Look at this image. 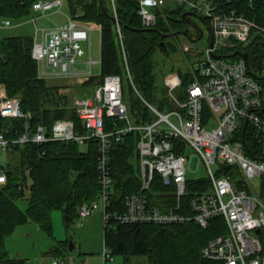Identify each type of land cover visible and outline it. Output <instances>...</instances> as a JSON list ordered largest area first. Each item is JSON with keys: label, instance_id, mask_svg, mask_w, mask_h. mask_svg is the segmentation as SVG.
Masks as SVG:
<instances>
[{"label": "built area", "instance_id": "1", "mask_svg": "<svg viewBox=\"0 0 264 264\" xmlns=\"http://www.w3.org/2000/svg\"><path fill=\"white\" fill-rule=\"evenodd\" d=\"M112 1L117 20L115 0ZM139 15L145 26L156 23L155 7L169 0H138ZM190 6L200 17L210 20L213 43L207 47V58L193 69L184 98L177 97L174 90L182 86L178 71L165 77L167 93L172 106L162 110L145 100L153 119L137 124L130 116L124 100L123 79L119 74H108L103 83L95 87L94 96L74 99L72 107L82 119L87 132L76 129L72 119H57L51 133L43 125L26 129L16 139H10L0 131V152H8L15 143L47 141H75L82 148L91 138L99 140L98 173L100 194L80 209L82 222L104 205L105 226L113 222L160 224L183 223L194 220L207 227L214 217L225 219L226 232L208 241L202 249L203 256L224 264H264V87L249 72L244 58L231 60L215 57L223 54L221 48L246 42L255 27L264 31V23L258 24L243 15L216 10L212 0H171ZM66 0H37L33 11L45 16L48 11L62 9ZM65 23L39 28L36 18L32 55L39 63L42 77L88 80L96 60L92 56V32L94 26L78 17L66 14ZM12 25L10 19L4 26ZM122 44L127 77L138 92L129 69L123 34L118 28ZM89 58L82 60L87 51ZM192 51L185 46V51ZM79 64H85L80 67ZM139 93V92H138ZM208 102L206 104L205 102ZM0 113L5 117L30 118L18 97H10L0 85ZM106 117L113 126L107 129ZM176 117L178 122L173 120ZM139 131L138 147L142 176L141 189L126 199L125 210L110 212L113 188L111 145L113 137L118 141L124 134ZM179 143V144H177ZM191 147L206 166L209 176L208 189L195 192L188 204L181 201L187 191V159L185 149ZM216 165V168L213 166ZM160 174L167 185H175L178 201L168 211L151 205L147 196L155 174ZM259 179L258 187L254 179ZM7 181L0 162V184ZM146 190V191H145ZM182 207V210H181ZM184 208V210H183ZM106 260L113 259L111 250H104ZM63 260L56 258L52 264Z\"/></svg>", "mask_w": 264, "mask_h": 264}, {"label": "trees", "instance_id": "2", "mask_svg": "<svg viewBox=\"0 0 264 264\" xmlns=\"http://www.w3.org/2000/svg\"><path fill=\"white\" fill-rule=\"evenodd\" d=\"M36 1L0 0V17L28 18ZM212 1L217 11L234 10L258 24L264 23V0ZM67 4L71 15L100 27L101 31V72L80 85L96 87L108 74L121 75L130 92L136 93L128 98L123 83L124 100L137 124L153 119L145 100L162 110L169 109L172 104L168 93L162 92L158 85L156 54L162 52L160 42L165 41L168 50L162 53L172 58L180 45L175 37L183 34L181 30L190 34L186 29L191 20L187 5L169 0L155 7L156 23L147 27L139 15L138 0H115L117 20L111 0H67ZM203 20L211 27L208 17H203ZM118 28L123 34L129 69L139 93L127 77ZM172 32L178 33L169 35ZM33 45L34 38L28 34L0 37V84H5L8 95L18 97L23 110L31 113L30 118L5 117L0 113V131L7 138L16 139L28 123L31 129L43 125L51 133L57 119L67 118L74 121L78 131L87 132L77 111L70 106L69 95L60 92L63 84H52L40 75L39 63L32 55ZM220 50L231 60L243 58L235 54L239 50L248 52V63L255 73L254 77L264 87V31L254 27L246 42H237ZM180 75L183 86H187L193 71L180 72ZM184 97L183 93L181 98ZM113 123L111 118L106 117L107 129ZM113 138V188L107 210L121 212L125 210L126 199L138 192L143 183L138 147L140 133L137 130L128 132L118 141L115 136ZM8 152L11 156L3 164L7 181L0 184V264H26L25 259L10 257L6 238L29 222L36 223L53 237L52 213L59 209L69 234L60 245L67 248L72 238L70 231L80 219L81 206L100 194L99 140L89 139L85 148L75 141L15 143ZM207 184L205 178L187 179V191L181 197L185 209L189 197L206 190ZM146 193L150 204L164 211L170 210L178 201L175 185L165 184L158 173ZM104 228L105 246L113 255L129 256L130 264L134 255H145L147 264H224L204 257L202 252L210 239L226 232L225 219L221 216L212 218L207 227L190 220L171 224L113 222L112 227ZM60 245L57 244L58 251L53 253L63 260L67 253Z\"/></svg>", "mask_w": 264, "mask_h": 264}, {"label": "rangeland", "instance_id": "3", "mask_svg": "<svg viewBox=\"0 0 264 264\" xmlns=\"http://www.w3.org/2000/svg\"><path fill=\"white\" fill-rule=\"evenodd\" d=\"M206 1V0H200ZM57 9L48 11L46 16H42L38 12H34L24 19L31 20L33 18L37 19V25L39 28L53 27L60 23H65L67 20L66 14H69L67 0L63 6V13H57ZM186 10L190 11V6H186ZM32 16V17H31ZM35 16V17H33ZM10 19L12 25L9 27L4 26L3 19L0 17V37L10 36L17 34H28L31 36L35 35V25L30 21L25 26H21L20 21L24 20ZM30 20V19H29ZM28 21V20H27ZM201 26L205 29L204 35L195 41L191 40L188 36L184 34H179L175 37V41L179 42V50L174 54L172 58H168L161 51L156 54V70L158 72V85L160 90L167 94V87L165 83V77L172 71H178L179 73L192 72L193 69L198 68V62L202 58H207V47L210 42V32L205 26L204 22L201 21ZM186 29L190 31V36L192 38H197L199 31L192 27L190 24L186 26ZM92 56L95 60H100V47H101V35L100 29L95 27L92 32ZM185 46H189L190 51H184ZM83 47L86 49L87 53L81 57L82 60H87L89 58V47L88 44L83 42ZM188 52V53H187ZM187 53V54H186ZM80 67H84L85 64H79ZM92 73L94 75H99L101 72L100 63H94L92 67ZM50 83L52 84H63L61 87V93H67L69 99H71L70 106L72 107L74 99L76 97L82 96H94L95 87L89 85H80L85 81H80L77 79H63L62 77H48ZM125 94L129 98L131 95H136V93H131L126 83ZM187 86H179L174 90L177 97H181L184 93V89ZM208 104V102H205ZM173 120L178 122L176 117H172ZM187 159V178L197 179V178H208L209 172L206 166L203 164L198 155L194 153L191 147H187L185 151ZM11 156L9 152H0V162L5 164L8 157ZM216 168V165L213 166ZM255 186L258 187L259 179H254ZM100 205L96 208L90 216L84 219L82 222L77 221L74 228L71 229L72 238H70L69 245H60V242L65 241L69 234L66 230L65 224L63 222L62 211L57 209L52 213L54 231L53 237L45 233L36 223L31 222L27 228L20 226V229H16L12 234L6 238V247L10 255L22 256L29 264L39 263L41 264L43 260H47L44 264H51L52 259L56 258L53 252H56L57 244L62 246L63 252L67 255L63 257V261L60 264H126L127 259L122 254H114L113 259H109L107 263L104 262V249L105 246V219H104V205L101 200ZM25 207L24 205H22ZM22 234V231H25ZM30 232V234H27ZM73 242L75 248L70 249V242ZM86 252H89L85 254ZM51 254V255H48ZM62 259V257L60 258ZM132 264H147L148 260L145 255H134L131 258Z\"/></svg>", "mask_w": 264, "mask_h": 264}, {"label": "water", "instance_id": "4", "mask_svg": "<svg viewBox=\"0 0 264 264\" xmlns=\"http://www.w3.org/2000/svg\"><path fill=\"white\" fill-rule=\"evenodd\" d=\"M188 13L193 14V11H189ZM114 18H115V17H114ZM202 18H203V17H202ZM180 32L183 33V34H185L186 36H190V34L188 33V31H186V30H181ZM200 32H201V34H200V36H198L197 38H190V37H189V38H190L191 40H193V41H195V40H197V39H200V38L203 36V34H204V32H203L202 29L200 30ZM177 33H178V32H172V33H170L169 35H174V34H177ZM212 43H213V38L210 40L209 44L212 45ZM160 47H161L162 52L168 50V47H167L165 41L160 42ZM235 54H239V55H241V56L246 60L247 65H248V68H249V72H250V74H252L253 76H255V73L251 70L250 65H249V63H248V56H249V53H248V52H243V51L239 50V51L235 52ZM224 55H225V54H214L213 56H215V57H221V56H224ZM70 249H71V250L74 249V244H73L72 241L70 242ZM126 259H127V261H128V260H129V256H126ZM127 264H130V263L127 262Z\"/></svg>", "mask_w": 264, "mask_h": 264}, {"label": "crops", "instance_id": "5", "mask_svg": "<svg viewBox=\"0 0 264 264\" xmlns=\"http://www.w3.org/2000/svg\"><path fill=\"white\" fill-rule=\"evenodd\" d=\"M35 12V11H34ZM39 13V12H38ZM46 16V15H45ZM32 17V16H31ZM33 17H35V16H33ZM41 17H42V15H41ZM30 19V20H29ZM29 19H24V20H22V21H20V24L19 25H21V26H25V25H27V23H30V21L32 22V23H34L33 22V20H31V18H29ZM38 18H36V20H37ZM4 20H6V19H3V24H4ZM28 20V21H27ZM94 26V28L95 27H98V26H95V25H93ZM99 29H100V27H98ZM17 35H23V34H17ZM100 35H101V31H100ZM93 41V40H92ZM95 63H100V65H101V47H100V60H96V62ZM93 67V66H92ZM94 75V74H93ZM92 75V76H93ZM48 79V78H47ZM68 81H70V79H67ZM0 85H2V87L3 88H5V90H6V92H7V89H6V86H5V84H3V83H1ZM7 94H8V92H7ZM186 150V149H185ZM199 179H204V178H197V179H195V180H199ZM207 179V178H206ZM32 223L31 222H29V223H27V224H25V225H22V226H24L25 228H27L29 225H31ZM21 226V227H22ZM21 227H19L18 229H20ZM22 234H25L26 233V230L25 231H22L21 232ZM27 234H30V232H28ZM74 248H75V246H74ZM105 250V249H104ZM87 253H89V252H86L85 254H87ZM48 255H51V254H48ZM10 257H12V258H22V259H25L24 257H22V256H13V255H10ZM56 258H59V257H56ZM56 258H54V259H56ZM54 259H52V261H51V264H52V262H53V260ZM26 260V259H25ZM48 260V259H47ZM47 260H43L42 261V263L41 264H44ZM107 261H109L108 259L106 260V258L104 257V262L105 263H107ZM44 262V263H43ZM30 262H28L27 260H26V264H29ZM31 264H33V263H31ZM35 264H37V263H35ZM39 264V263H38Z\"/></svg>", "mask_w": 264, "mask_h": 264}, {"label": "flooded vegetation", "instance_id": "6", "mask_svg": "<svg viewBox=\"0 0 264 264\" xmlns=\"http://www.w3.org/2000/svg\"><path fill=\"white\" fill-rule=\"evenodd\" d=\"M191 11H193V10H191ZM190 16H191V20L189 21V24L199 31L198 35L201 34V32H200L201 29L205 33V29H203V27L201 26V23H200L201 21L204 22L205 26L208 28V30L210 32V36H211L210 40H211L212 39L211 27L195 11H193V14H191Z\"/></svg>", "mask_w": 264, "mask_h": 264}, {"label": "bare ground", "instance_id": "7", "mask_svg": "<svg viewBox=\"0 0 264 264\" xmlns=\"http://www.w3.org/2000/svg\"><path fill=\"white\" fill-rule=\"evenodd\" d=\"M185 51V50H184ZM187 54V53H186ZM208 185V184H207ZM207 188V187H206ZM205 189V188H204ZM208 189V188H207ZM224 219V218H223ZM225 233V232H224ZM108 246V245H107Z\"/></svg>", "mask_w": 264, "mask_h": 264}]
</instances>
